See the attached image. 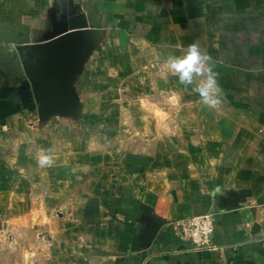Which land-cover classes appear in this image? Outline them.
Masks as SVG:
<instances>
[{
	"label": "crops",
	"instance_id": "crops-1",
	"mask_svg": "<svg viewBox=\"0 0 264 264\" xmlns=\"http://www.w3.org/2000/svg\"><path fill=\"white\" fill-rule=\"evenodd\" d=\"M77 15L89 27L68 30ZM179 21L186 31L199 24L207 49L202 53L211 61L228 59L218 55L219 49L231 46L225 54L239 63L226 66L249 78L247 89H232L264 94V0H0V205L2 194L11 207L15 189L27 193L33 187L28 175L33 167L26 161L33 152L28 142L34 126L52 124L56 112L64 115L78 105L71 102L78 93L72 81L80 67L82 35L136 27L144 30L145 41V30L157 39L165 28L175 32ZM178 39L173 35L169 44ZM254 98L251 118L263 131L245 138L248 148L232 150L234 156L252 158L249 182L236 190L264 189V96ZM31 117L35 121L29 122ZM147 174L136 169L106 197L57 198L56 244L36 248L34 256L23 254L21 262L13 254L30 251L23 242L34 234L28 229L30 214L11 211L8 264H264V191L257 200L230 186L214 188L222 192L186 185L157 190ZM46 199L41 203L48 204ZM202 213L214 219L212 244L196 248L179 238L178 222ZM47 240L55 243L52 236Z\"/></svg>",
	"mask_w": 264,
	"mask_h": 264
},
{
	"label": "rangeland",
	"instance_id": "rangeland-1",
	"mask_svg": "<svg viewBox=\"0 0 264 264\" xmlns=\"http://www.w3.org/2000/svg\"><path fill=\"white\" fill-rule=\"evenodd\" d=\"M184 26L179 21L175 32L161 30L159 39L152 30H145L148 43L142 38L144 30L136 27L82 35L80 67L72 81L78 93L71 102L78 103L77 107L64 115L56 112L58 119L52 124L34 126L28 142L33 152L29 151L31 156L26 161L33 167L28 174L33 187L27 193L15 189L11 207L9 198L2 194L1 264L10 260L8 230L12 225L7 219L11 211L29 213L28 229L34 234L23 242L30 251L13 254L21 262L25 254L34 256L31 251L36 248L56 244L61 227L56 221L57 198L70 201L89 193L106 197L138 168L146 169V180L157 190L171 191L186 185L222 192L214 188L230 186L236 190L249 182L252 158L234 156L232 150L248 148L245 138L251 132L263 131L251 118L249 100L264 94L232 89H247L249 78L242 70L226 66L239 62L232 60V54H225L231 50L225 45L218 55L229 60L210 61L218 74L222 102L213 107L205 105L196 91L203 75L184 85L167 68L169 55L183 54L191 43L202 52L207 50L199 24L195 22L188 31ZM173 35L180 43L169 44ZM217 48L214 45L211 52L214 57ZM231 102L240 104L233 108L228 105ZM41 149L50 150V165H39ZM260 175L264 180V172ZM236 191L245 198L262 200L264 189ZM41 198L49 199V203L42 204ZM70 208L66 206L65 211L70 213ZM48 236L55 243L48 242Z\"/></svg>",
	"mask_w": 264,
	"mask_h": 264
},
{
	"label": "clouds",
	"instance_id": "clouds-1",
	"mask_svg": "<svg viewBox=\"0 0 264 264\" xmlns=\"http://www.w3.org/2000/svg\"><path fill=\"white\" fill-rule=\"evenodd\" d=\"M211 57L202 53L196 43H191L181 55H169L167 59V68L174 75H177L180 83L184 85L193 84L194 78L203 75V79L196 85V91L199 93L203 103L210 107L216 106L222 102V93L217 81V73L210 63ZM49 149H41L38 163L41 166L52 163Z\"/></svg>",
	"mask_w": 264,
	"mask_h": 264
},
{
	"label": "built area",
	"instance_id": "built-area-1",
	"mask_svg": "<svg viewBox=\"0 0 264 264\" xmlns=\"http://www.w3.org/2000/svg\"><path fill=\"white\" fill-rule=\"evenodd\" d=\"M214 219L211 213L184 216L178 222V236L196 248H206L212 244Z\"/></svg>",
	"mask_w": 264,
	"mask_h": 264
},
{
	"label": "water",
	"instance_id": "water-1",
	"mask_svg": "<svg viewBox=\"0 0 264 264\" xmlns=\"http://www.w3.org/2000/svg\"><path fill=\"white\" fill-rule=\"evenodd\" d=\"M88 22L80 16H72L68 22V30L88 28Z\"/></svg>",
	"mask_w": 264,
	"mask_h": 264
}]
</instances>
